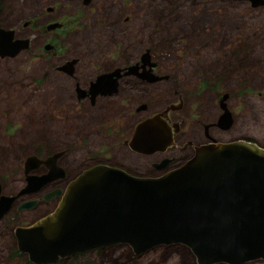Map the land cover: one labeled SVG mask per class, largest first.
I'll return each mask as SVG.
<instances>
[{"label":"rangeland","instance_id":"374dc122","mask_svg":"<svg viewBox=\"0 0 264 264\" xmlns=\"http://www.w3.org/2000/svg\"><path fill=\"white\" fill-rule=\"evenodd\" d=\"M160 1L154 0L149 5L147 0H134L131 9L126 0L120 4L117 0H102L97 11L94 8L84 11L79 25L86 28L66 36L63 45H73L71 51L84 66L79 65L78 74L74 76L80 87L105 60L113 65L132 64L145 50L149 51L150 61L156 64V76L162 79L155 84L133 83L130 92L124 93L123 87L116 96L97 99L93 110L75 101L73 82L53 71L45 61L47 55L39 53L44 37L32 38L37 35L30 37L35 29L28 31L21 27L33 15L30 10L24 9L19 13L21 16L15 15L19 23L12 29L31 42L30 48L16 58L0 60V185L3 195H14L21 188L22 162L28 156H35L36 146L49 140H55L53 150L60 149L62 142L76 143L79 152L68 156L69 160H74L72 164L89 157L86 155L89 152L119 169L144 175L146 160L123 144L130 135V127L168 106L175 107L176 112L168 114L183 122L181 129L189 136L178 139L177 145L187 141L188 152L203 141L193 134L196 126L214 122L221 113L218 99L222 94L228 97L226 108L232 115V124L224 131L210 129L209 138L217 144L242 140L264 148V7L258 15L245 16L241 6L235 10L225 9L221 5H210L208 0H193L191 6L174 11L169 4ZM174 2L171 0L173 6ZM131 16L133 22L126 26L123 19ZM114 22L118 27H111ZM246 37L251 39L241 41ZM64 56L68 53L56 58ZM108 56L114 58L108 59ZM139 104L145 105V111L135 112ZM82 136L87 141L85 148ZM63 166L66 170L70 168ZM47 208H40L41 212ZM31 213L13 215L11 222H0L3 233L0 264H24L17 259L16 263L7 259L14 243L10 230L12 222L15 224L23 216L34 219L36 216ZM38 213L40 211H35ZM65 264L196 262L192 254L179 245L155 247L138 256L124 245H114L73 254ZM244 264H264V261Z\"/></svg>","mask_w":264,"mask_h":264},{"label":"water","instance_id":"95a60500","mask_svg":"<svg viewBox=\"0 0 264 264\" xmlns=\"http://www.w3.org/2000/svg\"><path fill=\"white\" fill-rule=\"evenodd\" d=\"M250 1L254 6L262 4ZM12 37L11 31L0 28L1 59L27 49L26 40ZM139 62L129 71L148 78L147 82L157 81L150 73L153 64L147 52ZM138 67H147L146 72L136 73ZM117 73L98 76L88 92L93 97L114 93ZM220 109L216 126L227 130L230 114L222 104ZM168 110L135 126L132 142L145 149L132 143L129 148L148 155L169 146L170 131L160 120ZM56 157L27 158L26 163L51 164L52 168L43 176L27 177L18 195L37 191L52 179L50 173L61 176L53 164ZM54 196L60 200L50 215L13 232L17 251L32 264H53L74 253L114 245H124L136 256L155 247L179 245L192 254L196 264L264 261V148L249 141L198 145L181 165L153 178L93 166L62 193L54 190L43 199ZM12 201L13 197L0 196V216ZM33 204L23 203L17 210H28Z\"/></svg>","mask_w":264,"mask_h":264},{"label":"flooded vegetation","instance_id":"af4514ba","mask_svg":"<svg viewBox=\"0 0 264 264\" xmlns=\"http://www.w3.org/2000/svg\"><path fill=\"white\" fill-rule=\"evenodd\" d=\"M27 1H29L27 3ZM118 4H120V1L124 0H117ZM129 1V4L131 6V9L133 7L134 0H126ZM149 2V5L154 2V0H147ZM262 4L252 5L250 0H208L207 2L210 5H221L224 6L225 9H232L235 10L239 6L243 7L245 9V16L246 14H259V10L264 7V0H258ZM17 2V3H15ZM102 2V0H0V28L6 31H11L13 33L12 40H26L27 41V49L24 51H20L12 58H0V60L3 59H14L19 54L27 51L30 48V42L29 38L22 37L16 35L15 31L12 28H15V25L18 22L16 16H21L19 13H21V10L29 9L31 15L29 20L24 21L21 24V27L30 31V37L33 34L32 38H40L44 37L42 40V45L39 50V53L43 52L45 55H47L45 61L47 64H50V67L53 71L62 74L66 76L68 79H70L73 82V97L75 101L85 103L87 106V110H93L96 107V100L102 99L104 97H110L113 95H117L118 92L124 89L125 91L130 92V90L133 87V83H144V84H155L156 82H160V78L156 76V64L152 63L149 56V51L145 50L148 54L149 63L153 64V67L151 68L150 73L154 75L155 77L159 78V80L154 82H147V79H141L137 76H134V73L129 71V67L137 64L140 65L139 58L137 62H133L132 64H124L121 62L120 64L113 65L110 64L109 61H104L100 63V68L94 69L93 76L89 80H84L83 84H85L83 87H80L79 84L76 82V79L78 78L74 77L76 74H78V66L81 65L82 68H84L83 64L81 63V60L78 55L73 54L71 51L74 49L73 45H63V43L66 40V36L70 33L76 32L79 29L86 28L81 27L79 25L80 18L83 17L84 11H90L91 8H94L95 11H97L98 5ZM160 3L162 4H169V8L171 11L176 10L177 8H185L188 5L191 6L193 3V0H175L174 6L171 3V0H161ZM257 3V2H255ZM22 4H26L25 7H22ZM122 4V3H121ZM108 10H111L107 7ZM221 9V8H220ZM103 11V9H102ZM105 11V10H104ZM123 12V11H122ZM16 15V16H15ZM250 17L249 19H251ZM239 19H242L241 17ZM124 23H126V26L129 24H132L133 22V16L130 18H124ZM117 26L116 22H114L111 27ZM118 27V26H117ZM39 28V29H38ZM242 28V27H241ZM251 39V37H246L244 39H241V41H246ZM65 49V51H64ZM144 52V53H145ZM68 53V56H64L63 58H56L61 54ZM66 55V54H65ZM141 56V55H140ZM139 56V57H140ZM114 57L108 56V59H112ZM116 58V57H115ZM56 59L55 61H53ZM147 67L144 69L137 68L135 70L136 73L141 74L143 72H146ZM118 71L117 77H115L116 82V90L114 93L110 95H97L92 96L88 92L89 85L95 81V79L98 76L101 75H107L112 74L113 72ZM143 76V75H142ZM113 78V77H112ZM219 80V79H217ZM79 81V80H78ZM220 82V81H219ZM78 89V90H77ZM257 95H260L259 93ZM92 96V97H91ZM224 97V99H223ZM260 98V97H259ZM180 99V97H178ZM227 95L222 94L218 99V108L220 109L221 104L225 106L226 108V102H227ZM168 110L163 117L160 118L161 122L163 123L166 128L170 131V138L171 143L169 146H167L163 151H154L151 154L145 155L142 154V152H137L136 150H132L129 148V144L132 143V145L138 149H145L143 147H138L132 142L133 136H134V128L135 125H137L139 122H141L144 118L137 121L134 126L132 125L130 128L132 130L130 131V135L127 139V142L123 143L126 145L127 149L131 151L132 153L138 155L139 157H142L144 160H146L145 164L147 167V172L144 175H136L133 173L128 172L127 170H124L120 168V170H123L124 172L137 177H147V178H153L161 176L162 174L166 173L167 171L176 168L177 166L181 165L185 160H187L193 152V149H190V151L187 152V149L189 148V143L185 141L183 145H177L178 139L186 138L189 135L186 134L185 130H182L183 122L172 118V114L169 115L168 112L174 113L176 112L177 108L175 107H166ZM166 108H164L162 111H164ZM221 110V109H220ZM145 111V105L139 104L137 108L135 109V112H143ZM161 111V112H162ZM229 112V110H227ZM160 112V113H161ZM222 113V111H221ZM220 113V114H221ZM219 114V116H220ZM230 118L232 117L231 113ZM218 117L214 120V122H208L203 123L196 126V129L193 130V134H196L197 137L200 139L202 137L203 141L199 142L198 145L206 144V143H215L217 141H214L209 138V130L215 129L220 130L216 124ZM231 124H232V118H231ZM155 130H159L158 126H154ZM199 128V130H198ZM224 131V130H222ZM82 141H85L86 147V138L82 136ZM55 140L47 142H42L40 146H36V152L34 153L35 156H28L27 158H32L34 161H45L51 159L53 156L57 155L56 159H54V166L59 169L61 172V176L55 175V173H50V176L52 179L45 183L43 186H41L37 191L35 192H29L24 193L21 195H18L23 188L25 187V181L27 177H40L45 174H48L50 172V169L52 168L51 164H47L46 166L43 164L35 165L34 163H26L27 158L24 159L20 166L21 170V188L18 189V191L14 195L6 196L3 195L2 186L0 185V196L12 198L13 201L10 202L8 210L0 216V222H11V219L13 215H20V214H27L31 213L34 214L36 217L34 219L28 218V216H23V218H19L15 224L12 222V228L10 230V236L13 237L14 229L16 228H24L29 227L30 225L36 223L40 219L47 217L50 215L53 210L56 208L57 204L59 203L60 198L57 196H54L52 198H48L46 200L43 199V196L51 191L59 190L61 193L65 190L67 185L73 181L81 172L84 170L97 166V165H104L107 167H118L110 164L107 160L100 158L96 155H91V153L87 152V158L83 159V161L72 164L71 162L74 161L73 159L69 160L68 156L70 154H77L79 152V148L76 147V143H67L62 142L60 143V146H58L56 149L60 147L58 150H53V147ZM65 144V145H64ZM88 145V144H87ZM197 145V146H198ZM53 146V147H52ZM139 151V150H138ZM101 154V150H99ZM105 158V157H104ZM168 161V162H165ZM71 163V166H68V163ZM64 165L70 167L69 170H66L64 168ZM25 170L27 172L25 173ZM70 172H76L74 175L70 176ZM57 176V177H56ZM55 177V178H54ZM19 180V179H18ZM30 201H34V204L32 208L25 210H17L20 205L23 203H27ZM48 206L45 211L41 212L42 207ZM35 211H40V213L35 214ZM21 220V221H20ZM5 221V222H4ZM3 233L0 231V238L3 237ZM81 253V252H80ZM77 254V253H74ZM73 255V254H72ZM69 255L68 257H65L63 259H58L53 264H65L67 263V259L72 256ZM8 261L12 262V260L16 263V259L24 264H32L27 260V257L25 254L20 253L17 251L15 240L14 243L11 245L10 249L8 250L7 255Z\"/></svg>","mask_w":264,"mask_h":264}]
</instances>
